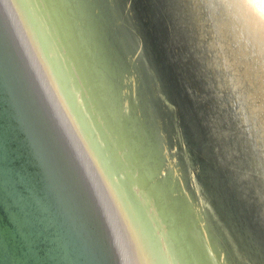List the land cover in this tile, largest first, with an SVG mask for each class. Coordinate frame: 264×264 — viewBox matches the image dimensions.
Here are the masks:
<instances>
[{
  "label": "water",
  "instance_id": "water-1",
  "mask_svg": "<svg viewBox=\"0 0 264 264\" xmlns=\"http://www.w3.org/2000/svg\"><path fill=\"white\" fill-rule=\"evenodd\" d=\"M211 57L213 0H0V264H264L263 95Z\"/></svg>",
  "mask_w": 264,
  "mask_h": 264
},
{
  "label": "bare ground",
  "instance_id": "bare-ground-1",
  "mask_svg": "<svg viewBox=\"0 0 264 264\" xmlns=\"http://www.w3.org/2000/svg\"><path fill=\"white\" fill-rule=\"evenodd\" d=\"M221 1L222 8L217 7L218 11H221L219 13L214 9V5L218 3L213 0V57L210 62L213 66L215 87L218 90L236 92L241 90L242 81L250 76L249 82H256V85L250 88L252 90L248 91L246 97L256 91L257 94L263 95L264 100V0ZM238 105H241V102L235 104ZM243 108L248 112L252 106L248 102ZM254 109L259 111V116L264 115L260 112L262 106L256 102ZM260 131L264 133V124ZM170 165L171 161L168 162V170L171 173L173 169ZM178 180H181L180 177ZM197 251L204 262L202 251L205 250L200 244ZM197 260L199 262V257Z\"/></svg>",
  "mask_w": 264,
  "mask_h": 264
}]
</instances>
